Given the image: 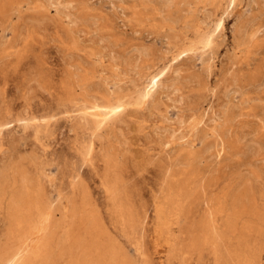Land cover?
Returning <instances> with one entry per match:
<instances>
[{"label": "rangeland", "instance_id": "obj_1", "mask_svg": "<svg viewBox=\"0 0 264 264\" xmlns=\"http://www.w3.org/2000/svg\"><path fill=\"white\" fill-rule=\"evenodd\" d=\"M15 1L14 10L0 9V179L22 166L44 188L58 224L72 181L81 183L114 242L134 259L129 234L111 221L101 179L104 154L115 152L144 220L135 234L152 264L165 245L153 228L163 164L177 171L191 163L196 182L207 184L198 211L219 198L252 229L264 215V0ZM159 71L161 84L143 91ZM70 77L73 102L57 89ZM106 98L124 104L96 127L90 105ZM5 213L0 203V246ZM66 227H58L55 246ZM257 235L256 264H264V228Z\"/></svg>", "mask_w": 264, "mask_h": 264}, {"label": "bare ground", "instance_id": "obj_2", "mask_svg": "<svg viewBox=\"0 0 264 264\" xmlns=\"http://www.w3.org/2000/svg\"><path fill=\"white\" fill-rule=\"evenodd\" d=\"M231 1L228 0V3ZM16 5L18 4L15 0H4L0 9L7 7L14 10ZM240 27V32L245 34L246 24ZM253 36L254 32L249 33L247 38L252 40ZM208 42L207 38L205 43ZM42 69H38L39 74L43 73ZM159 74L161 71L150 77L143 91H146L150 84L152 88L161 84ZM84 76L78 75L79 86L83 87L85 84ZM74 80L70 77L58 81L57 89L68 102H73L77 97ZM123 104L121 98H106L102 105L93 103L90 107L95 111L89 112L90 120L97 127L108 118H115ZM108 151H111V147ZM114 153L111 151L104 154L101 179L104 192L113 207L110 212L111 221L120 223L121 230L129 234L134 247V259L127 255L121 245L114 242L101 214L88 204L84 185L72 181V195L68 199L67 212L62 219L63 223L58 224L59 220L55 219L53 213L55 208L40 182L27 178L22 172V166L16 169L14 165V175L11 178L3 175L0 179V203L5 205L7 219L5 241L0 246V264H56L58 261L52 257L54 254L65 257L63 264H152L150 255L143 247L141 236L135 234L144 220L139 219L138 210L130 196L133 191L127 185L124 171L120 169ZM161 166V179L154 195L153 211V228L165 243L164 248L160 250L163 255L159 264L259 262L260 242L256 234L263 231V214L257 215L256 223L251 229L247 224H240L244 225L240 228L238 220L241 211L235 205L225 210L219 198L212 205H207L206 202L207 206L198 211L196 206L205 201L207 184L196 182L192 164L187 163L177 171L172 165ZM17 172H20L18 178ZM7 186L10 190L6 195ZM78 195L79 200L76 199ZM181 219L184 221L182 225ZM61 226L67 227L62 229V236L58 237V245L55 246L57 232L61 230L58 227Z\"/></svg>", "mask_w": 264, "mask_h": 264}]
</instances>
